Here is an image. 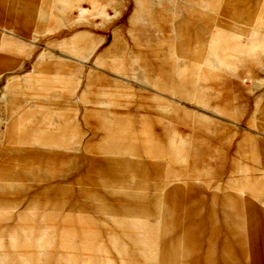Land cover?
Segmentation results:
<instances>
[{"label": "rangeland", "instance_id": "374dc122", "mask_svg": "<svg viewBox=\"0 0 264 264\" xmlns=\"http://www.w3.org/2000/svg\"><path fill=\"white\" fill-rule=\"evenodd\" d=\"M0 264H264V0H0Z\"/></svg>", "mask_w": 264, "mask_h": 264}, {"label": "crops", "instance_id": "0c3cea01", "mask_svg": "<svg viewBox=\"0 0 264 264\" xmlns=\"http://www.w3.org/2000/svg\"><path fill=\"white\" fill-rule=\"evenodd\" d=\"M196 14V13H195ZM198 14V13H197ZM174 28V27H173ZM205 32H207L208 30H204ZM137 77L140 81L144 82V69L141 67L137 68Z\"/></svg>", "mask_w": 264, "mask_h": 264}, {"label": "bare ground", "instance_id": "6f19581e", "mask_svg": "<svg viewBox=\"0 0 264 264\" xmlns=\"http://www.w3.org/2000/svg\"><path fill=\"white\" fill-rule=\"evenodd\" d=\"M159 4H160V2H159ZM158 6H159V5H158ZM173 32H174V34H175V33H176V34L178 33V31H177V28H176V27H174V28H173ZM176 36H177V35H176ZM69 58H70V57H69Z\"/></svg>", "mask_w": 264, "mask_h": 264}]
</instances>
